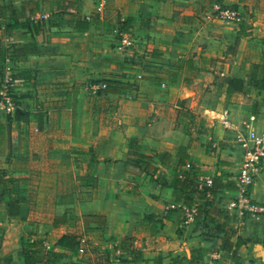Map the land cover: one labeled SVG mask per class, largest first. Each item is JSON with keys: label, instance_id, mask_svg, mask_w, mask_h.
Wrapping results in <instances>:
<instances>
[{"label": "crops", "instance_id": "0c3cea01", "mask_svg": "<svg viewBox=\"0 0 264 264\" xmlns=\"http://www.w3.org/2000/svg\"><path fill=\"white\" fill-rule=\"evenodd\" d=\"M123 27L132 49L119 47ZM104 80L133 88L98 92ZM5 84L22 118L0 115V179L14 180L0 196V264H25L22 241L36 240L42 264H189L193 249L201 264H264V212L224 207L249 115L264 144V0H0ZM259 160L251 196L264 209ZM206 176L232 188L202 198Z\"/></svg>", "mask_w": 264, "mask_h": 264}, {"label": "built area", "instance_id": "2783aa9c", "mask_svg": "<svg viewBox=\"0 0 264 264\" xmlns=\"http://www.w3.org/2000/svg\"><path fill=\"white\" fill-rule=\"evenodd\" d=\"M217 16L220 20L225 22H238V14L231 8L220 7L216 8ZM45 19V16H41ZM120 48H128L133 45L134 40L128 33H121L119 40ZM8 80H10L8 78ZM7 82V81H6ZM4 89V90H2ZM6 90V91H5ZM7 88L0 89V115L11 116L17 109L13 100L7 94ZM256 118L253 115H249L247 119L241 123V128L236 136V143L244 150L245 160L238 166L235 174V183L237 187V197L232 198L226 204H224L225 210L228 213H233L237 218L242 219L249 214L263 213L262 206L256 204L251 196V190L255 183L257 174L260 170L261 163L259 157L264 155L263 140L256 136L254 132H247L249 124L255 123ZM227 123V122H226ZM212 178L209 176L203 177L201 187L212 186ZM185 213L189 219H192L196 214V208L191 207L185 210ZM80 251H83L80 249Z\"/></svg>", "mask_w": 264, "mask_h": 264}, {"label": "trees", "instance_id": "16d2710c", "mask_svg": "<svg viewBox=\"0 0 264 264\" xmlns=\"http://www.w3.org/2000/svg\"><path fill=\"white\" fill-rule=\"evenodd\" d=\"M122 33H127V29L123 27V32ZM31 45H23L22 49L24 51H29L31 49ZM227 91H241L242 90V81L238 79H228L227 80ZM133 86L127 84V83H122V82H117V81H108L104 80L101 81L100 83V88H98V92L106 93L110 91H121L125 89H132ZM17 118H22L21 115L18 113H14ZM14 182L12 178L9 177H4L0 179V196H7L10 198L11 196V185ZM212 186L206 187L203 186L200 188V191L198 192L201 197L209 198L216 194L218 189H226L229 190L231 189V184L228 181H220L218 178H213L212 179ZM171 184L176 187L179 185L181 188L180 190H189L190 192V186L191 182H189L187 179H179L177 177L173 178ZM196 189H192L191 192H195ZM197 191V190H196ZM11 200V199H10ZM6 203V209H7V215L9 217L11 216H18L19 215V202L21 200H11ZM192 202L189 201V203ZM198 213V211H197ZM63 222V218H58L55 220V225L60 224ZM70 240V241H69ZM69 241V242H68ZM61 243L64 245H74L75 239L73 237L69 236H63L61 238ZM23 245V253H24V258H25V264H42L41 261L39 260L37 256L40 255L42 252H44V242L42 240H36L33 242H25L22 241ZM202 263V254L197 251V250H192L191 255H190V260L189 264H201Z\"/></svg>", "mask_w": 264, "mask_h": 264}, {"label": "rangeland", "instance_id": "374dc122", "mask_svg": "<svg viewBox=\"0 0 264 264\" xmlns=\"http://www.w3.org/2000/svg\"><path fill=\"white\" fill-rule=\"evenodd\" d=\"M132 39H134L132 36H130ZM134 45L136 46L137 44H134L133 43V45L132 46H130V47H126V48H123L122 50H124V49H132L133 47H134ZM7 89H9L8 87H7V85L5 84L4 85ZM1 89V88H0ZM2 90H4V89H2ZM6 91V90H5ZM7 94L10 96V98L13 100V102H14V104L16 105V108L15 109H20L21 108V105H20V102L19 101H17L16 100V97L12 94V91H10V90H7ZM63 100H61V102H62ZM254 116V115H253ZM241 128V127H240ZM240 130V129H239ZM239 130H237V133L239 132ZM237 136V135H236ZM236 136H235V140H236ZM237 144V143H236ZM43 153H45V151H43ZM30 164V166H33V167H35V166H38L39 167V163H35V164H33L32 162H30L29 163ZM41 167H42V169H43V171H50V167H49V165L46 163V162H44V163H42L41 164ZM44 182L45 183H47V180L45 179L44 180Z\"/></svg>", "mask_w": 264, "mask_h": 264}]
</instances>
